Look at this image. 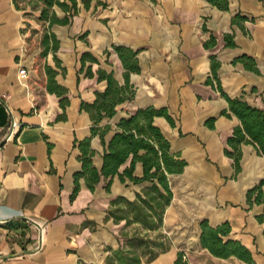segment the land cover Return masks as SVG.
<instances>
[{"label":"crops","instance_id":"1","mask_svg":"<svg viewBox=\"0 0 264 264\" xmlns=\"http://www.w3.org/2000/svg\"><path fill=\"white\" fill-rule=\"evenodd\" d=\"M225 1L227 10L210 0H97L89 9L77 0L78 13L70 24L51 29L60 41L56 55L64 71L56 68L53 54L44 60L56 68L57 83L69 91L70 104L63 110L60 98L47 91L46 79L35 68L41 50L33 48L31 32H25L27 23L37 30L41 26L26 19L15 0H0V264H105L109 248L119 247L126 222L107 219L110 202L118 196L133 201L147 184H123L116 176L110 193L104 179L92 192L80 178L79 193L71 198L75 175L82 170L75 142L92 135V121L81 102L92 104L96 93L106 90L107 83L98 80L100 69L125 84V69L113 46L137 51L140 72L130 75L135 98L100 125L111 126L106 143L120 120L138 109H167L174 124L157 117L155 125L171 151L187 162L182 174L169 177L174 197L162 229L169 247L145 264H173L181 252L189 256L199 251L207 253L211 263L247 264L236 257H214L204 249L203 221L213 228L229 223L231 233L225 240L241 242L254 264H264V226L257 220L264 208L247 202L248 191L264 179V157L252 145H242L241 169L236 172L225 149L241 121L229 111L211 69V57L216 56L224 92L264 110V0ZM54 11L61 19L66 16L59 7ZM239 14L247 21L233 25ZM226 34L233 35L235 47H227ZM211 37L217 45L208 49L205 43ZM84 53L99 63L86 61L83 67ZM244 56L253 59L256 71L237 61ZM89 68L93 77L87 75ZM21 70L27 74L21 75ZM62 114L66 118L58 120ZM13 121L19 128L10 136ZM91 149L93 165L101 170L105 147L99 136L93 137ZM134 176H143L141 163ZM36 224L44 236L39 252L34 251ZM178 232L182 236H171Z\"/></svg>","mask_w":264,"mask_h":264},{"label":"trees","instance_id":"2","mask_svg":"<svg viewBox=\"0 0 264 264\" xmlns=\"http://www.w3.org/2000/svg\"><path fill=\"white\" fill-rule=\"evenodd\" d=\"M69 1L70 4L59 0H15L16 7L26 11L24 13L26 19L34 20L41 26V30H37L30 28V24L27 23L25 32H31L28 40L33 48L41 50L36 59L35 68L41 79L43 81L46 79L47 91L60 98V106L63 110H66L70 104L69 91L56 81L58 75L56 68L62 71L64 69L61 68V62L56 55L60 48V41L51 29L55 25H69L72 17L78 13L77 0ZM94 1L97 0H82L86 9H89ZM210 1L221 9H228V2L225 0ZM97 4L103 7L107 6L106 3L99 1ZM55 7H59L66 13L63 19L56 15ZM28 8L30 11H27ZM35 13H39V15H35ZM247 19L239 14L233 19V25H240ZM85 37L86 35H83L81 38ZM224 39L227 47L236 46L233 35L226 34ZM216 45L217 40L214 37L205 43V47L208 49H212ZM112 49L119 56L125 69V84L121 85L114 78L113 73L100 69L97 71L98 80L107 83L106 90L102 93L97 92L96 99L92 104L81 102V110L90 115L92 135L83 141L75 142L81 151L82 170L75 175V189L71 198L75 199L79 193L80 178L85 179L87 187L92 192L104 179L106 190L110 193L113 179L116 176L123 184L128 180L135 185L146 183L147 186L136 194V199L133 201L122 196L111 200L107 219L112 218L117 224L125 221L127 230L122 232L119 237V247L117 249L109 248L105 264L151 263L169 247L166 235L162 233L165 214L174 197L169 177L182 174L187 162L181 159L179 153L171 151L170 142L161 129L155 125L157 117H164L169 123L174 124L167 109L154 107L138 109L128 118L120 120L112 140L106 143L105 136L111 130V126L101 127L100 125L104 120L114 118L119 106L135 98L136 90L130 83V75L140 72L137 51L124 46H113ZM49 54H53L56 68L44 63ZM105 54L109 56L110 51H106ZM86 61L99 63V60L90 53L83 54L81 58L83 67ZM237 61L242 62L248 69L256 71L253 67V59L244 56ZM220 66L216 56H212L211 69L217 89L228 102L229 111L241 121V126L236 127L232 136L227 140L225 149L226 155L234 161L236 172H239L242 145H252L258 155L264 157V110L252 106L242 98H230L224 92L218 78ZM87 75L94 76L91 68L88 69ZM208 82L214 84L212 79H209ZM222 114L227 117L231 116L227 111ZM65 118V115L62 114L58 120ZM213 123L214 119L207 122L211 127ZM97 136L100 137L105 147L101 170L93 165L92 160L95 151L91 149V141L93 137ZM127 163L129 165L121 172V168ZM137 163H141L143 166L141 178L134 176ZM247 202L250 207L262 205L264 208V179L248 191ZM257 220L264 226V210L261 215L257 216ZM130 228H132L131 232ZM200 229L201 246L214 257L221 259L236 257L247 264H254L251 252L241 242L225 240L231 233L229 223L213 228L207 221H203L200 224ZM155 233L157 235L154 236ZM173 264L190 263L184 259V253L181 252Z\"/></svg>","mask_w":264,"mask_h":264},{"label":"built area","instance_id":"3","mask_svg":"<svg viewBox=\"0 0 264 264\" xmlns=\"http://www.w3.org/2000/svg\"><path fill=\"white\" fill-rule=\"evenodd\" d=\"M20 74L21 75H26L27 72H26V70H21L20 71ZM18 128H19L18 123L15 122V121H13L11 123L10 127H9V129H10V136L13 135ZM36 227L38 229L39 236H38V239L36 241V247L34 248V251L35 252H39L44 247V236H43V228L40 225H38V224H36ZM187 258H188V256L186 254H184V259L187 260Z\"/></svg>","mask_w":264,"mask_h":264},{"label":"rangeland","instance_id":"4","mask_svg":"<svg viewBox=\"0 0 264 264\" xmlns=\"http://www.w3.org/2000/svg\"><path fill=\"white\" fill-rule=\"evenodd\" d=\"M172 237L174 236H182L181 233H172L171 234ZM168 244H169V240L167 241ZM185 242L184 241H180V244H184ZM209 255H207V253H203L201 251L199 252H194L193 254L192 253H189V256L187 258V260L189 261V263L191 262L192 264H215V263H211V261H209Z\"/></svg>","mask_w":264,"mask_h":264}]
</instances>
